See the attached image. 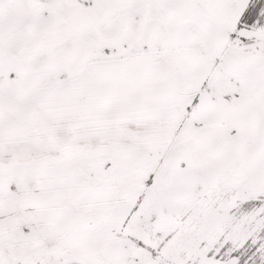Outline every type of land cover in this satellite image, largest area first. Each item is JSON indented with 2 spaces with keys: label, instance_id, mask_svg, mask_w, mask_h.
Here are the masks:
<instances>
[{
  "label": "snow or ice",
  "instance_id": "6c2138e0",
  "mask_svg": "<svg viewBox=\"0 0 264 264\" xmlns=\"http://www.w3.org/2000/svg\"><path fill=\"white\" fill-rule=\"evenodd\" d=\"M0 264H264V0H0Z\"/></svg>",
  "mask_w": 264,
  "mask_h": 264
}]
</instances>
